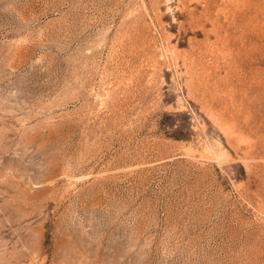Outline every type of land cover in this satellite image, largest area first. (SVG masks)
<instances>
[{
    "label": "rangeland",
    "instance_id": "obj_1",
    "mask_svg": "<svg viewBox=\"0 0 264 264\" xmlns=\"http://www.w3.org/2000/svg\"><path fill=\"white\" fill-rule=\"evenodd\" d=\"M0 264H264V0H0Z\"/></svg>",
    "mask_w": 264,
    "mask_h": 264
}]
</instances>
